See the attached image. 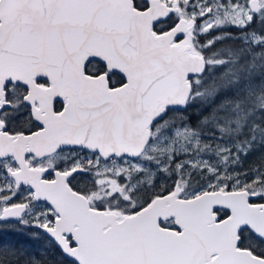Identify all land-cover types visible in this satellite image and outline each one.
Segmentation results:
<instances>
[{
    "label": "snow or ice",
    "instance_id": "snow-or-ice-1",
    "mask_svg": "<svg viewBox=\"0 0 264 264\" xmlns=\"http://www.w3.org/2000/svg\"><path fill=\"white\" fill-rule=\"evenodd\" d=\"M5 231L0 264H264V0H0Z\"/></svg>",
    "mask_w": 264,
    "mask_h": 264
},
{
    "label": "flooded vegetation",
    "instance_id": "flooded-vegetation-1",
    "mask_svg": "<svg viewBox=\"0 0 264 264\" xmlns=\"http://www.w3.org/2000/svg\"><path fill=\"white\" fill-rule=\"evenodd\" d=\"M9 238H29V236L23 231L0 232V245H4L5 247H8V245L6 244L7 243L6 241ZM27 249L29 250V248H27Z\"/></svg>",
    "mask_w": 264,
    "mask_h": 264
},
{
    "label": "trees",
    "instance_id": "trees-1",
    "mask_svg": "<svg viewBox=\"0 0 264 264\" xmlns=\"http://www.w3.org/2000/svg\"><path fill=\"white\" fill-rule=\"evenodd\" d=\"M20 239H22V238H9V239H7V245H8V247L9 248H11V249H18L19 247H20V245L18 244V241L20 240ZM23 239H25V240H27V239H30V237L29 238H23ZM36 245H35V243L33 242V244L31 245V246H29V245H26V247L27 248H29V250H31V248L32 247H35Z\"/></svg>",
    "mask_w": 264,
    "mask_h": 264
}]
</instances>
